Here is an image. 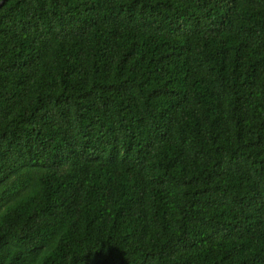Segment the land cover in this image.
Instances as JSON below:
<instances>
[{"label": "trees", "instance_id": "trees-1", "mask_svg": "<svg viewBox=\"0 0 264 264\" xmlns=\"http://www.w3.org/2000/svg\"><path fill=\"white\" fill-rule=\"evenodd\" d=\"M0 264H264V0H5Z\"/></svg>", "mask_w": 264, "mask_h": 264}, {"label": "water", "instance_id": "water-1", "mask_svg": "<svg viewBox=\"0 0 264 264\" xmlns=\"http://www.w3.org/2000/svg\"><path fill=\"white\" fill-rule=\"evenodd\" d=\"M4 3H5V0L0 2V8L3 6Z\"/></svg>", "mask_w": 264, "mask_h": 264}]
</instances>
